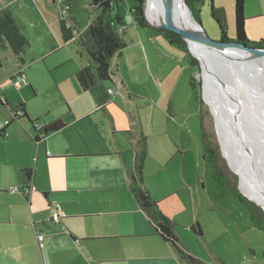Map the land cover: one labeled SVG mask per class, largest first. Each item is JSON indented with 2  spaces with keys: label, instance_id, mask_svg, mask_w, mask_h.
<instances>
[{
  "label": "crops",
  "instance_id": "1",
  "mask_svg": "<svg viewBox=\"0 0 264 264\" xmlns=\"http://www.w3.org/2000/svg\"><path fill=\"white\" fill-rule=\"evenodd\" d=\"M13 1L0 0V8H12ZM254 14L264 17V0ZM25 64L14 56L9 69L0 65V79L5 76L0 80V264H191L157 233L130 189L136 150L140 142L148 144L146 132L131 129L115 138L124 130L114 127L112 137H96L89 135L95 122L87 132L82 124L91 110L105 111L114 104L115 87L111 95V87L99 82L88 90L97 99L86 98L92 108L87 115L66 121L63 111L52 113L51 102L35 104L26 98L35 83L32 68L26 73ZM21 69L25 78L17 80ZM13 78L16 83L3 88ZM58 80L61 87L66 85ZM73 97L63 91L60 106ZM21 104L28 117L16 119L13 111ZM58 117L67 123L62 130L37 134L35 124L43 128ZM186 126L175 135L172 148H154L152 156L148 146L145 187L175 222L183 247L201 264H264V251L255 243V232L263 231L230 190H222L226 186L207 178L208 162L193 147ZM24 170L32 172L31 178ZM11 186L22 191L29 187L30 192L11 193ZM57 208L64 215L48 223ZM197 224L200 232L192 229ZM39 231L45 235L42 248Z\"/></svg>",
  "mask_w": 264,
  "mask_h": 264
},
{
  "label": "rangeland",
  "instance_id": "2",
  "mask_svg": "<svg viewBox=\"0 0 264 264\" xmlns=\"http://www.w3.org/2000/svg\"><path fill=\"white\" fill-rule=\"evenodd\" d=\"M213 4L216 9L224 10L228 35L234 38V0H213ZM137 5L138 3L134 0H121L117 9L113 10L112 15L114 16L119 12L125 23L126 31L123 37L126 47L122 54L117 53L112 58V79L104 81L107 87L112 89L115 87L117 90V94L113 97L115 102L107 107L108 110L96 112L89 110L92 108H89L86 100V98H91L95 101L97 99L96 92L81 91L76 77L73 75H76L81 68L92 61L87 51V47L90 45L87 30L101 10L92 6L91 0H71V8L68 14L74 18L69 21L74 28L75 40L64 43L60 17L61 11L63 12L66 6L70 7L67 0H14L12 10L21 30L30 41V46L25 50L23 57L26 61V73L29 72L28 66L33 70L35 84L33 90L27 88L26 98L30 97L35 104L51 102L53 104L52 113L63 111V118L66 121L75 115L86 116L87 111H90L87 117L83 119L82 124L86 127L87 132L91 122L93 121V124L95 122L89 131V135L92 136L112 137L111 129L115 127L124 130V132H117L115 138H123L131 129L139 132L143 129L146 132L145 135H148L147 152L150 145L149 151L152 156L156 151L154 148L160 146L172 148L174 146L173 139L179 131H182L184 124H187L186 130H190L193 137V147L204 154L201 134L202 120L205 131L216 150L219 167L223 169L228 178L236 181L238 187L241 188L238 169L236 170L223 154L217 121L205 94V98L203 97V88L201 87L202 102H199L195 99L196 92L190 85L193 77L198 78L203 84L201 76L203 69L200 60L190 52L189 48L171 45L160 32L136 25V19L131 9ZM258 5L259 0H246V32L249 35L248 38L253 41L264 38V17H256L254 14ZM211 6L212 0H204L198 6V16L210 38L220 40V30L211 15ZM189 52L199 60L200 68L190 63ZM216 53H214L215 55L212 54L213 73L217 78L216 80L220 84H223L222 82L227 84L234 82L230 63L227 62L222 53ZM0 56V65L5 70L9 69L14 62V55L10 47L0 49ZM1 66L0 73H2ZM72 72L74 73L72 74ZM261 76L264 77V73L261 72ZM4 79L5 76L2 75L0 80L4 81ZM58 79L66 80V85L61 87V81ZM240 80L247 92L252 89L251 87L259 85L257 78L245 80V78L240 77ZM10 83H16V79L13 78L8 83L2 84L3 88L9 89ZM257 87L264 90L262 85ZM240 89L241 87L238 88V92ZM63 91L70 92L74 97L71 98L70 102L60 106ZM218 94L221 102H226L225 104L229 108V104L232 105L233 102L228 104L229 100L224 99L221 91H218ZM250 97L249 92L246 93L245 98L248 102L244 99L245 101L241 103H251L258 110L260 108L259 103ZM260 99L258 98L259 102ZM262 103L264 104L263 101ZM254 107H252L253 110ZM69 109H71L70 112ZM251 113L254 114L253 121L256 115L254 112ZM250 117L246 110L241 107L240 116L235 122L239 127L244 126L247 133H245V137L259 139L264 133H259L255 122L249 121ZM256 124H258L257 121ZM165 129L166 134L156 135L157 132ZM257 149H263L264 152V146L257 145ZM206 166L208 169L207 178H214L211 165L208 163ZM222 190L229 192L227 187H222ZM240 204L244 210L245 205ZM246 208L245 206V210ZM255 234L256 245L264 251V232L257 230ZM238 248H241V245ZM237 250L235 249L234 253Z\"/></svg>",
  "mask_w": 264,
  "mask_h": 264
},
{
  "label": "trees",
  "instance_id": "3",
  "mask_svg": "<svg viewBox=\"0 0 264 264\" xmlns=\"http://www.w3.org/2000/svg\"><path fill=\"white\" fill-rule=\"evenodd\" d=\"M55 1V0H53ZM121 0H91L92 6L101 10V13L90 23L87 35L90 45L87 47L91 62L81 68L77 74L76 79L82 90L88 91L95 88L99 83L112 79L111 61L115 54H122L123 49L126 47V42L123 37L125 33V23L119 12L112 15L113 10L118 6ZM138 3L137 6L132 7L131 12L135 16L137 24L142 28H150L160 32L171 45H179L188 49L187 42L175 31L166 28H156L146 18L144 13L145 0H134ZM204 0H186L187 4L192 10L194 17L200 22L198 16V6ZM67 4L71 8V0H67ZM235 5V37L232 38L228 35V25L224 15L223 9H216L213 4L211 6V15L217 22L220 30L222 41H236L243 43L249 47L264 48V38L253 41L248 38L246 32V0H234ZM74 19L70 14L61 11L60 24L62 39L64 43H69L75 38L74 28L70 25V19ZM82 39V38H81ZM10 47L15 58L24 63L23 54L30 46V41L21 30V27L15 17L11 7L0 8V49ZM190 63L193 66L200 68L199 60L194 57L190 52ZM191 87L195 90V99L202 102V83L193 77L190 81ZM25 104H21L13 111L14 118L28 117L27 111L24 109ZM20 112V114H16ZM34 123V122H33ZM67 125L62 117H58L43 127V134H49L62 130ZM35 126V125H34ZM201 134L204 149V158L211 165L213 176L215 180L226 186L231 194L243 205L247 207L253 225L264 232V210L261 206L251 201L243 195L240 191L236 181H232L226 173L218 165V157L216 150L207 135L203 122L201 120ZM37 139H39L37 137ZM147 158V147L144 142H140L138 149L135 153L134 168L131 175L130 189L137 199L140 207L148 214L151 222L154 224L157 233L166 241L171 242L177 249L179 255L191 264H201V261L188 253L181 244L179 237L175 231V222L167 216L159 202L156 201L144 184L145 179V162ZM231 167V166H230ZM235 172V170L231 167ZM29 178L32 176L30 170H24ZM236 173V172H235ZM24 189H30L24 187ZM193 230L199 231V224L192 227Z\"/></svg>",
  "mask_w": 264,
  "mask_h": 264
},
{
  "label": "bare ground",
  "instance_id": "4",
  "mask_svg": "<svg viewBox=\"0 0 264 264\" xmlns=\"http://www.w3.org/2000/svg\"><path fill=\"white\" fill-rule=\"evenodd\" d=\"M170 4L169 20L171 22L185 27H195L196 22L193 20L190 10L185 6L184 0H170ZM159 12V0H148L149 18L156 20ZM191 48L195 55L202 61L203 70L201 76L204 80V94L208 99L217 121L218 135L223 154L228 158L232 166L236 170H239H237V172L240 177L241 189L248 196L256 199L264 206V166L257 155V145L264 146V135L260 136L259 139L245 137L246 130L244 126L239 127L237 126V122H235L237 119V111L234 104L237 103L240 105V109L242 107L243 110H246L247 114L252 117H250L249 121H252L254 118V114L251 113L254 112L256 118L254 119L255 121L253 120L252 122H255L254 124L257 126L256 128L259 130V133H264V104L262 103V101L264 102V90L262 89V91L257 87H261V85L264 86V77L261 76V72L264 73V58L250 57L247 54L222 53L223 56L226 57L227 62L230 63V69L234 74V82L228 84L222 82L223 84H220V82L216 80L217 78L213 73V67L210 62V53H217L195 41L191 43ZM239 76L242 77V79L245 78V80H247V78L249 80H255V78H257L259 81V85L256 83L257 86L251 87L252 89L248 91L251 97L255 99V102L257 100L259 103L260 108H258V110L251 103H241L247 99L245 97L248 92L244 89ZM239 87H241L240 92H238ZM218 91H221L224 99L227 101L230 99L227 102L228 104L229 102H233L232 105L229 104V108L226 106V102H221ZM257 92L259 93L258 95ZM258 98H261L260 102ZM246 102L248 101L246 100ZM251 106L255 109L253 110ZM256 121L258 124H256ZM36 125L37 124H35V129L37 134H40V136L44 135L43 128L38 129Z\"/></svg>",
  "mask_w": 264,
  "mask_h": 264
},
{
  "label": "water",
  "instance_id": "5",
  "mask_svg": "<svg viewBox=\"0 0 264 264\" xmlns=\"http://www.w3.org/2000/svg\"><path fill=\"white\" fill-rule=\"evenodd\" d=\"M185 6L188 10L192 13L191 8L187 4L186 0H184ZM147 7H148V0H145L144 3V13L146 18L149 20V22L156 28H166L172 31L177 32L182 36V38L187 42V46L190 50V52L196 56L200 62L203 69L202 61L201 59L195 55V53L192 51L191 43L193 41L203 44L207 49L214 51V52H220V53H236V54H247L250 57H256V58H264V48H257V47H249L246 46L243 43H239L236 41H222V40H213L210 38V36L207 34L205 29L203 28V25L201 21H197V19L194 17L192 13L193 20L196 22V25L194 28L181 26L179 24H175L169 20V8H171L170 0H159V8L160 12L158 13V18L156 20H152L149 18L147 13ZM210 62L214 70V65L212 61V54L210 53ZM203 88V97L204 96V80L202 84ZM230 100V99H229ZM234 100V99H233ZM236 111H237V117L240 115V105L235 103ZM257 155L259 160H261L262 165L264 166V152L263 149L257 150ZM239 189H241L239 187ZM241 192L244 193V195L249 198L251 201L255 202L257 205L261 206L264 210V206L258 202L256 199L248 196L244 191Z\"/></svg>",
  "mask_w": 264,
  "mask_h": 264
},
{
  "label": "built area",
  "instance_id": "6",
  "mask_svg": "<svg viewBox=\"0 0 264 264\" xmlns=\"http://www.w3.org/2000/svg\"><path fill=\"white\" fill-rule=\"evenodd\" d=\"M69 9H70V7L69 6H66V8H64L63 9V13H68V11H69ZM16 78H17V80H22V79H24L25 78V73H24V71L21 69L18 73H17V75L15 76ZM114 92H115V90L114 89H108V93L109 94H111V95H113L114 94ZM16 114H20V112H16ZM6 123H8V121H6ZM37 126V128L38 129H41L42 127H40L38 124L36 125ZM9 191L11 192V193H17V192H20V191H22V190H20V188L19 187H17V186H11L10 187V189H9ZM24 192H30V189H24ZM64 215V213L62 212V211H60L58 208H57V210H52L51 211V217H50V219H49V221H48V223H50V222H59V220H60V218L62 217ZM37 240H38V242H39V246L42 248L43 246H44V240H45V235H44V233H42V232H37Z\"/></svg>",
  "mask_w": 264,
  "mask_h": 264
}]
</instances>
